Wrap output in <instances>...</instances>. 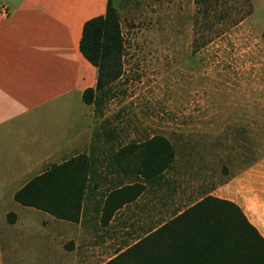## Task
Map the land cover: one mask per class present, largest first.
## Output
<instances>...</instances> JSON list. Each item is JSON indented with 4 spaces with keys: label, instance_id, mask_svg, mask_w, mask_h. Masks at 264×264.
I'll return each instance as SVG.
<instances>
[{
    "label": "rangeland",
    "instance_id": "1",
    "mask_svg": "<svg viewBox=\"0 0 264 264\" xmlns=\"http://www.w3.org/2000/svg\"><path fill=\"white\" fill-rule=\"evenodd\" d=\"M112 2L123 74L94 110L91 179L109 178L106 194L122 182L113 162L120 147L166 136L176 152L167 177L183 187L170 219L264 157V0ZM10 211L18 214L13 225ZM48 216L12 197L1 201L0 264L63 262Z\"/></svg>",
    "mask_w": 264,
    "mask_h": 264
},
{
    "label": "crops",
    "instance_id": "2",
    "mask_svg": "<svg viewBox=\"0 0 264 264\" xmlns=\"http://www.w3.org/2000/svg\"><path fill=\"white\" fill-rule=\"evenodd\" d=\"M107 2L0 0L8 10L0 13V202L52 164L92 152L95 112L83 93L96 86L98 70L80 51V39L85 22L105 14ZM117 171L121 181H130ZM168 172L143 182V193L108 220L102 212L112 189L101 191L109 178L91 179L78 222L48 213L42 223L51 225V244L63 260L54 264H104L196 203L167 219L183 191ZM150 188L152 195L143 198ZM208 194L235 202L264 236V157Z\"/></svg>",
    "mask_w": 264,
    "mask_h": 264
},
{
    "label": "trees",
    "instance_id": "3",
    "mask_svg": "<svg viewBox=\"0 0 264 264\" xmlns=\"http://www.w3.org/2000/svg\"><path fill=\"white\" fill-rule=\"evenodd\" d=\"M80 51L98 70L96 86L84 91L83 100L99 112L123 74L125 40L112 0H108L105 14L85 22ZM175 160V147L164 135L120 147L113 162L130 181H122L108 192L103 219L137 199L145 190L143 182H156L173 168ZM91 171V156L77 154L33 177L15 192L14 199L55 218L78 222ZM16 218L13 211L7 214L9 223ZM104 264H264V236L235 202L207 194Z\"/></svg>",
    "mask_w": 264,
    "mask_h": 264
},
{
    "label": "built area",
    "instance_id": "4",
    "mask_svg": "<svg viewBox=\"0 0 264 264\" xmlns=\"http://www.w3.org/2000/svg\"><path fill=\"white\" fill-rule=\"evenodd\" d=\"M0 13L3 14V15H7L8 14V10H7V7L5 5H2L0 7Z\"/></svg>",
    "mask_w": 264,
    "mask_h": 264
}]
</instances>
